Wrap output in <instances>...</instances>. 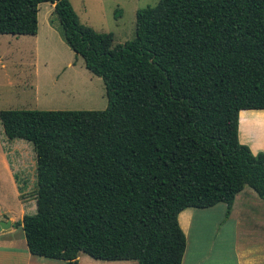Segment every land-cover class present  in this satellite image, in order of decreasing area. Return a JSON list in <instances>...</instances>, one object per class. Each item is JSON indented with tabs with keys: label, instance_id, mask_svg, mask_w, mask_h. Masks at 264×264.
Wrapping results in <instances>:
<instances>
[{
	"label": "trees",
	"instance_id": "trees-1",
	"mask_svg": "<svg viewBox=\"0 0 264 264\" xmlns=\"http://www.w3.org/2000/svg\"><path fill=\"white\" fill-rule=\"evenodd\" d=\"M41 3L106 106L0 111L1 139L33 151L35 213L12 224L30 256L181 264V211L264 200V154L238 141V112L264 110V0H158L115 45L68 0H0V35H35Z\"/></svg>",
	"mask_w": 264,
	"mask_h": 264
},
{
	"label": "rangeland",
	"instance_id": "rangeland-1",
	"mask_svg": "<svg viewBox=\"0 0 264 264\" xmlns=\"http://www.w3.org/2000/svg\"><path fill=\"white\" fill-rule=\"evenodd\" d=\"M158 0H69L71 8L81 25L91 28L97 33H111L112 44H122L133 37L134 13L138 9L152 7ZM49 3L38 5L36 20L39 25L37 36L0 35V111L1 110H103L106 106L104 87L101 80L83 67L79 58L64 44L60 28ZM44 20L49 21L51 29L43 34ZM76 61V62H75ZM253 122L249 134L257 135L256 129L262 124ZM256 131V132H255ZM259 134V133H258ZM261 135V134H260ZM0 148L8 163L15 160L23 161V168H13L20 196L18 205L11 190L7 187L5 172L0 157V221L13 218L19 222L23 215L35 213L34 205V156L30 144L22 140L6 143L0 136ZM23 186V187H22ZM249 197L259 202L255 206L257 217L264 219V200L259 198L252 189L243 187ZM223 204L214 208L191 209L193 217L185 237V259L191 255L230 256L232 255V232L223 226ZM20 211L22 214L20 215ZM260 219V220H261ZM12 223V224H13ZM10 226L1 230V240H12L13 251L6 250L0 264H64L59 260L28 257L19 226ZM227 227V228H226ZM231 227V225H230ZM232 228V227H231ZM237 229L236 239L240 241L245 230ZM187 246V247H186ZM3 246H0V249ZM1 251H4L1 249ZM29 255V254H28ZM81 257H86L81 255ZM32 259V260H30ZM34 259V260H33ZM38 259V260H36ZM89 263L94 264L87 258ZM30 261V263H29ZM103 264L102 262H97ZM118 264H136L134 261H122Z\"/></svg>",
	"mask_w": 264,
	"mask_h": 264
},
{
	"label": "crops",
	"instance_id": "crops-1",
	"mask_svg": "<svg viewBox=\"0 0 264 264\" xmlns=\"http://www.w3.org/2000/svg\"><path fill=\"white\" fill-rule=\"evenodd\" d=\"M49 7L51 8V10H53L52 4H50ZM50 24L49 21L46 23V21L44 20V24H43L44 28L42 30L44 35L50 36L48 34L50 31L54 33V30L51 29ZM38 32H39V25L37 22V31L36 34L33 36L34 37L37 36ZM256 120H258L257 122H260L262 124H259L260 126L258 127V129H256L257 135H254L255 138H253V136L249 134L248 130L249 127L252 126L253 122ZM238 141L241 145H245L246 147H248L251 154L253 155L257 153L264 154V110H260V111L246 110V111L238 112ZM0 157H1L2 168L7 178V180H5V183L7 184V187L11 190V193L14 195L16 202H18V205L20 207H23V204L19 203L18 201V197L20 196L21 193L17 191L18 185L17 182L14 181L13 179V177H15L13 168H15L16 170L22 169L23 161L22 160L19 161L18 159L9 164L6 158L4 157V153L1 148H0ZM249 194L250 193L247 194L246 191L242 189L239 193H237L234 196L227 217H224L225 206L224 204L222 205L224 218L221 224L223 226H227L230 232H232V242H231L232 255L230 256H210V255L192 256L191 255L186 259H185V255H183L181 264H264V219L257 217L256 218L257 221H255L254 216H255V212L257 211L255 209V206L259 205V202L256 201L257 199H255L254 197H249ZM219 204L222 203H218L215 206ZM215 206L211 208H214ZM191 209L193 208L185 209L181 211L177 216L178 225L185 236L187 235L188 229L190 228L193 217V211H191ZM262 211L264 212V207L262 208ZM0 213L2 214V212ZM21 214L22 212L20 211V215ZM21 217L19 218V221ZM8 220L10 221V226H11V224L13 223V218L9 217ZM230 225L232 228L230 227ZM242 226L248 229L244 231L239 241L236 239V232L237 229ZM6 231H7L6 233H10L11 232L10 227ZM1 234L2 232H0V235ZM13 244L14 242L12 240L0 241V246H3V248L1 249L4 250L1 251L0 249V263L5 262L3 256L6 250L13 251L12 250ZM25 255L28 256L25 258L26 260H28V258L31 257L30 255H28V253H26ZM81 255L84 254L82 253L77 254L76 264H79L80 262L81 263L90 262L86 259L87 257L86 255H84L86 257H81ZM91 260L94 264H99L97 262H102L103 264H118L119 262H122V261L107 262V261H99L93 259ZM37 262L39 264H45L42 261H40V259Z\"/></svg>",
	"mask_w": 264,
	"mask_h": 264
},
{
	"label": "water",
	"instance_id": "water-1",
	"mask_svg": "<svg viewBox=\"0 0 264 264\" xmlns=\"http://www.w3.org/2000/svg\"><path fill=\"white\" fill-rule=\"evenodd\" d=\"M10 227V221L6 220V221H0V231L1 230H6Z\"/></svg>",
	"mask_w": 264,
	"mask_h": 264
}]
</instances>
